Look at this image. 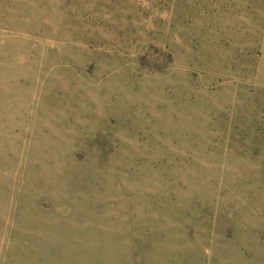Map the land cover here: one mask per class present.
<instances>
[{"label": "rangeland", "instance_id": "374dc122", "mask_svg": "<svg viewBox=\"0 0 264 264\" xmlns=\"http://www.w3.org/2000/svg\"><path fill=\"white\" fill-rule=\"evenodd\" d=\"M0 264H264V0H0Z\"/></svg>", "mask_w": 264, "mask_h": 264}]
</instances>
